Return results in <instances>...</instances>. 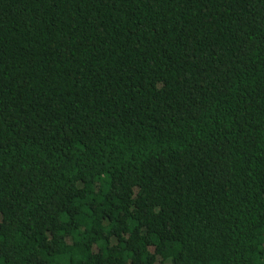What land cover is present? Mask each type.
Returning <instances> with one entry per match:
<instances>
[{
  "label": "trees",
  "instance_id": "16d2710c",
  "mask_svg": "<svg viewBox=\"0 0 264 264\" xmlns=\"http://www.w3.org/2000/svg\"><path fill=\"white\" fill-rule=\"evenodd\" d=\"M0 264H264V0H0Z\"/></svg>",
  "mask_w": 264,
  "mask_h": 264
}]
</instances>
